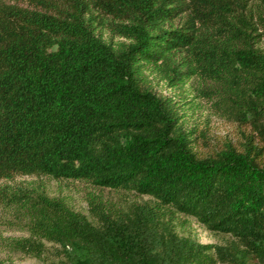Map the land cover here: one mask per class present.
<instances>
[{"label":"trees","instance_id":"16d2710c","mask_svg":"<svg viewBox=\"0 0 264 264\" xmlns=\"http://www.w3.org/2000/svg\"><path fill=\"white\" fill-rule=\"evenodd\" d=\"M154 76L243 140L199 155ZM45 178L149 198L89 192L90 218ZM0 207L26 233L0 247L41 264H264V0H0Z\"/></svg>","mask_w":264,"mask_h":264},{"label":"rangeland","instance_id":"374dc122","mask_svg":"<svg viewBox=\"0 0 264 264\" xmlns=\"http://www.w3.org/2000/svg\"><path fill=\"white\" fill-rule=\"evenodd\" d=\"M155 90L158 94L174 96L182 105L184 126L193 130L195 139V150L201 156L215 154L223 148L226 142H232L239 145L243 140L242 132H247L246 128L238 124L216 116L210 109L206 99L199 96L197 91V81L191 80L183 86H172L160 76L153 77ZM32 179L31 177H18L16 181L23 182ZM48 191L51 195H59L75 209L84 212L90 218H93L87 202L89 192L103 193L105 196L115 200H146L149 196H140L127 191H115L110 189H101L90 186L82 181L67 179L45 178ZM5 211L0 207V234L4 236H24L25 232L11 229L4 223ZM185 220L184 225L180 224L178 229L181 233L192 232V234L203 243L226 244L232 237L229 234L216 232L199 222L196 218L182 215ZM50 251L52 244L48 243ZM51 253V252H49ZM47 253L42 259L24 254L13 253L0 247V264H41L43 260L49 259L51 254Z\"/></svg>","mask_w":264,"mask_h":264}]
</instances>
